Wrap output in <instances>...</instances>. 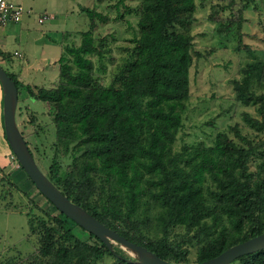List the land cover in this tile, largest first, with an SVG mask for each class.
Instances as JSON below:
<instances>
[{
  "label": "trees",
  "instance_id": "obj_1",
  "mask_svg": "<svg viewBox=\"0 0 264 264\" xmlns=\"http://www.w3.org/2000/svg\"><path fill=\"white\" fill-rule=\"evenodd\" d=\"M124 1L111 5L112 20L135 14L136 30L107 84L97 82L96 74L105 70V37L112 34L94 38L96 25L108 20L94 7H80L88 18L87 29L77 31V42L63 46L52 86L22 83L4 71L16 87V99L25 96L51 108L53 154L44 175L62 194L127 240L171 263L186 261L183 243L193 240L198 262L264 231V141L256 146L245 140L241 145L219 129L210 144L172 149L188 98L195 2L138 0L137 7H130ZM233 1L228 12L214 3L206 20L218 36L235 30L240 42L242 11L250 0H238L232 12ZM6 55L0 51L1 58ZM239 72L240 77L230 81L233 98L242 105H256L259 115L242 111L240 118L249 128L264 131V92L250 88L252 80L264 79V56L245 62ZM227 129L242 138L235 126ZM58 147L61 155L69 156L64 166L57 159ZM2 177L0 183L12 184L8 173ZM31 185L37 196L30 200L40 214L27 215L25 222L27 234L36 236L35 260L89 264L110 255L111 264H139L117 255L81 227L86 237L77 236L71 230L76 224ZM174 226L183 228L185 239L169 237ZM227 264H264V248Z\"/></svg>",
  "mask_w": 264,
  "mask_h": 264
},
{
  "label": "rangeland",
  "instance_id": "obj_2",
  "mask_svg": "<svg viewBox=\"0 0 264 264\" xmlns=\"http://www.w3.org/2000/svg\"><path fill=\"white\" fill-rule=\"evenodd\" d=\"M68 1L74 7L73 13L76 18L72 24L65 25V30L71 28L69 31L73 32L87 29L88 18L79 11L80 7H94L107 16L108 20L104 24H97L93 30L94 38L109 33L112 34L111 38L105 37L109 52L107 56L109 55L108 57L111 59L102 58V60L104 59L105 70L103 73L96 74V81L105 85L110 81L117 65L121 63L131 46L128 39L131 33L136 30V16L130 13L126 14L124 19L117 18L113 21L115 11L111 5L115 0ZM194 2L195 22L190 28L192 57L188 67V98L186 108L181 113V126L171 147L178 150L184 144H197L199 142L206 145L210 144L214 132L219 129L226 130L228 135L238 144L245 145V140H247L250 144L257 146L258 141H264V131H255L249 128L240 118L242 111L259 118L256 105H242L236 101L233 98L230 81L240 77V67L245 62L261 59L264 56V0H250L242 11L243 20L239 31L243 39H240V42H237V36L234 35L235 30L228 35L218 36L214 32V24L207 21V16L212 13L214 3L224 5L225 12H228L226 7L230 4L229 0H194ZM59 3L60 1H57L53 9H56ZM124 3L130 7H137L138 0H125ZM240 3L238 0L232 2V12L237 9ZM32 4L38 9L45 6V4L51 7L52 2L50 0H33ZM25 10L28 11V9ZM30 13V27L27 28L30 34L35 33L36 36L39 29L43 31L50 28L47 27L48 23L52 22L50 19L38 24L34 20L36 12L32 11ZM13 23L15 22H7L1 24L0 27ZM52 29H55V27H52ZM58 34L60 33L56 30L52 32L53 36L59 37ZM73 34L75 38L65 39L61 50L65 43L77 42L78 36L75 33ZM26 43L32 44L28 50L26 47L29 45H26ZM41 43L37 41L30 43L19 38L6 43L4 50L8 53H11L12 50L19 52L16 55L18 58L22 53L24 58L34 64L40 54L39 49L45 50L49 54L56 50L55 45H47L45 41L43 45ZM196 52L198 54H195ZM91 59L95 64V57L91 56ZM54 65L55 68L53 67V72L48 80L43 79L42 81L39 77H33L34 81L47 84L57 79V62H53ZM250 88L256 93L264 92V79L252 80ZM1 97L2 89L0 86V165L4 168L3 172L0 171V177L4 173H8L12 184L0 183V263L7 264L8 261H11L14 264H42V260L34 259L37 246L36 236L27 234L25 222L27 215L40 214L32 202L37 193L18 165L5 140L1 117ZM50 109L48 103L39 100L32 102L25 96H19L16 99L13 111L15 126L26 141L34 162L44 174L53 154L51 148L53 124L48 113ZM228 125L235 126L242 138L233 137V133L227 129ZM60 151L61 149L58 147L57 159L61 166H64L69 161V156L67 154L61 155ZM39 200L37 203H39ZM71 230L77 236L86 237V232L77 225L72 226ZM169 237L175 240L186 238L185 232L180 226H174L169 232ZM109 241L110 249L114 253L136 261V255L130 252L128 248L113 240L109 239ZM183 245L187 249L186 261L174 264L195 263V244L193 240L190 243H183ZM112 261V256L104 255L100 260L89 264H111Z\"/></svg>",
  "mask_w": 264,
  "mask_h": 264
},
{
  "label": "water",
  "instance_id": "obj_3",
  "mask_svg": "<svg viewBox=\"0 0 264 264\" xmlns=\"http://www.w3.org/2000/svg\"><path fill=\"white\" fill-rule=\"evenodd\" d=\"M1 117L3 134L7 145L25 175L59 212L73 221L77 226L97 237L110 248V240L128 248L136 255L139 264H174L156 256L155 253L145 247L131 242L111 228L105 226L95 217L85 212L80 206L71 202L62 194L41 172L34 162L27 145L17 130L14 122V107L16 103V87L13 81L0 66ZM264 248V231L247 239L232 244L216 255L193 264H227L240 255Z\"/></svg>",
  "mask_w": 264,
  "mask_h": 264
},
{
  "label": "crops",
  "instance_id": "obj_4",
  "mask_svg": "<svg viewBox=\"0 0 264 264\" xmlns=\"http://www.w3.org/2000/svg\"><path fill=\"white\" fill-rule=\"evenodd\" d=\"M13 1L18 2L22 5L23 12L19 21L10 25H6L5 27H0V51L7 52L6 50H4L5 44L19 38L21 40L24 39L30 43L34 41H37L38 43L42 42L41 45H43L45 41V43L47 42V45H55L56 50L55 52L49 54L45 50L39 49L40 54L35 60L34 64L28 61V59L24 58V55L22 53L20 58H18L16 55H18L19 52L12 50L11 53L7 52V55L4 58L0 57V66L7 72L13 73L16 78L22 83L28 82V84L30 83V85L36 84V86L43 87L52 86L56 79H54L50 83L45 84L43 82L36 83L33 77H39L42 81L43 79L48 80L53 72V67L55 68V65L53 66V62H56L57 57L61 52V46L64 44V40L67 38L74 39L75 37L73 33L77 35L76 30L73 32L69 31L71 30V28H69V30H65V25L75 22L76 17L73 13L74 7L68 0H50L52 2L51 7L45 4V6L38 9L35 7V5L32 4L33 0ZM57 1H60V3L57 5L56 9H53V7L57 4ZM25 9H28V11L26 12ZM32 11L36 12V17H32L38 24H42L44 21L46 22L47 19H50L52 21L47 25V27L50 28H46L43 31L39 29V32L36 33V36L35 33L30 34L27 30V28L30 27L29 15ZM42 15L44 17H42ZM38 18L40 19L39 21ZM52 27H55V29H52ZM55 30L60 33L58 34L59 37L52 35V32H55ZM26 45H29L26 47L28 50L32 44L26 43ZM59 47L60 49H58ZM14 51L15 53H13Z\"/></svg>",
  "mask_w": 264,
  "mask_h": 264
},
{
  "label": "built area",
  "instance_id": "obj_5",
  "mask_svg": "<svg viewBox=\"0 0 264 264\" xmlns=\"http://www.w3.org/2000/svg\"><path fill=\"white\" fill-rule=\"evenodd\" d=\"M22 12L23 7L20 3L12 0H0V25L7 22L19 21ZM42 17L44 16L42 15ZM39 20L38 18V21Z\"/></svg>",
  "mask_w": 264,
  "mask_h": 264
}]
</instances>
